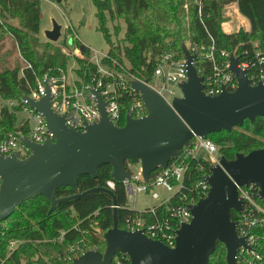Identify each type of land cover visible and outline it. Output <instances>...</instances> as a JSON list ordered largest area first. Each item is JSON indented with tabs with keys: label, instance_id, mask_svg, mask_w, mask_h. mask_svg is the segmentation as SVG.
<instances>
[{
	"label": "trees",
	"instance_id": "1",
	"mask_svg": "<svg viewBox=\"0 0 264 264\" xmlns=\"http://www.w3.org/2000/svg\"><path fill=\"white\" fill-rule=\"evenodd\" d=\"M92 1L96 7L97 30L110 48L103 64L109 69H122L129 78L150 80L155 58L160 53L170 51L182 57V48L188 44L202 52V48L208 50L213 45L211 38L218 50L229 53H233L237 47H240V51L251 52V42H258L264 50V0H202L204 25L198 14L197 0ZM232 3L237 4L240 14L248 20L249 32L241 30L228 34L223 31V12ZM9 20L17 21L18 27L8 25ZM109 21L126 24L123 46L114 45ZM40 28L41 0H0V43L12 40L16 47L13 51L0 54L1 101H19L30 94L38 79L45 74L67 72L71 57L61 50L43 47L38 39ZM118 28L115 34L120 33ZM16 51L18 57L12 61ZM88 54L86 49L84 55ZM77 65V73L83 80L97 74L96 67L86 59H77ZM194 65L199 76L207 78L211 74V65L203 58L198 56ZM126 102L127 97H123L122 103ZM27 131V120L25 117L19 119V108L10 109L3 105L0 109V142L12 134H26ZM208 139L226 146L222 149L223 156L232 161L238 154L247 155L264 149V118H257L254 123L246 121L242 127L230 133L222 131L211 134ZM190 172L193 180L202 179L210 172V167L203 159L192 160ZM111 174L110 165L102 166L97 179L82 176L76 188L58 190L57 199L106 188L107 181L112 179ZM115 183L113 193L118 206V224L119 228L124 229L126 218L137 219L140 214L128 205L124 185ZM254 192L256 201L264 208V203L256 196V189ZM114 207L113 197L104 191L61 203L52 213L51 202L45 196L24 202L9 219L0 224V264H70L87 251L104 253L103 235L114 226ZM254 214L262 221L251 231L256 238L253 250L260 260L252 253L245 252L239 254L237 264H264V213ZM238 218L239 214L233 211L232 220L237 222ZM62 233L64 236L60 241ZM12 241H19L20 244L10 252ZM86 245L90 247L85 248ZM94 246L97 249L93 250ZM226 257L227 249L219 243L210 264H227ZM117 259L121 264H130L126 256L119 255Z\"/></svg>",
	"mask_w": 264,
	"mask_h": 264
},
{
	"label": "water",
	"instance_id": "2",
	"mask_svg": "<svg viewBox=\"0 0 264 264\" xmlns=\"http://www.w3.org/2000/svg\"><path fill=\"white\" fill-rule=\"evenodd\" d=\"M45 36L51 43L59 42L62 26L54 21L53 30L46 31ZM80 51L84 54L86 48L82 46ZM182 53L189 76L181 85L183 98H176L171 107L147 85L148 81H132L131 89L141 94L148 115L138 120L128 116L124 127L110 121L106 103L99 94L96 96L102 118L87 125L85 132L68 128L65 116L53 112L50 90L40 101L30 100V107L45 118L54 141L36 145L28 138L23 139L32 151L26 159H21L18 153L8 158L0 155V224L24 202L38 196L50 200L52 213L61 203L104 191L113 197L115 204L114 226L103 235L105 252L87 251L70 264H112L119 255L128 257L130 264H210L219 243L227 249V264H237L242 249L253 251L246 238L239 237L232 212L244 211L238 188H257L264 203V149L238 154L232 161L223 157L221 166L210 170L207 177L210 192L190 206L193 219L178 231L174 248L149 239L143 231L119 228L117 202L109 189L98 188L57 199L58 190L76 188L80 177L97 179L99 169L105 165L112 167V180L123 184L131 180L126 163L140 164L144 181L149 184L154 173L180 158L181 150L190 146L195 136L207 139L222 131L230 133L246 121L254 123L257 118H264V84L252 86L237 58L229 57L237 90L209 97L204 93L205 79L194 65L197 56L186 46Z\"/></svg>",
	"mask_w": 264,
	"mask_h": 264
},
{
	"label": "built area",
	"instance_id": "3",
	"mask_svg": "<svg viewBox=\"0 0 264 264\" xmlns=\"http://www.w3.org/2000/svg\"><path fill=\"white\" fill-rule=\"evenodd\" d=\"M201 1L197 0L198 14L201 23L204 25ZM231 8L232 4L226 7V9ZM245 26L246 24L243 25L244 30L249 32L250 25L247 28ZM211 40L213 45L208 50L202 48V52L192 48L191 44L186 46L191 54L196 55L197 58L198 56L203 58L211 65V74L204 78V93L207 96L217 97L224 91L234 92L237 90V79L230 72L229 57L231 55L239 60V68L247 72V77L252 86L264 84V50L258 42H251V52L249 50L240 51V47H237L233 53H229L226 50H218L213 38ZM106 57L107 55L103 59ZM103 59L101 61H94L92 57L86 59L89 64L94 65L97 69V74L88 80H83L77 71L76 74L74 73L75 75H70L68 72H62L58 75L47 73L38 79L36 87L31 89L28 96L19 101L4 102L10 109L19 108V113L26 115L28 131L26 134L17 132L0 142V155L8 158L18 153L21 159H26L32 154V151L23 142V139L28 138L30 142L36 145H43L48 140L54 141V136L50 133L43 115L30 107V100L40 101L47 96L48 90L52 96L53 112L58 116H65V123L68 128L82 132L86 131L87 125L98 123L102 118L96 94H99L106 103L108 117L117 127H124L128 116L138 120L148 115L141 94H137L131 89L132 81H148L147 85L171 107L176 98H183L181 85L189 79L187 63L183 54L180 57L177 53L170 51L160 53L155 58V67L150 80L129 78L125 74H120L115 69L107 68L103 64ZM105 69H109V71L107 72ZM123 97H127L128 102L122 103ZM223 157L222 149L214 142L208 138L202 139L195 136L191 140L190 146L181 150L180 158L172 161L166 169L154 173L149 184L144 181L141 165L127 162L126 168L131 175V180L125 181L123 185L127 196L133 198L134 208L140 194L150 195L153 200L159 201V204L141 211L136 210L140 216L137 219L126 218L124 230L129 232L143 231L149 239L174 248L178 231L182 225L190 223L193 219L190 206L196 205L210 192V185L207 181L210 172L204 175L202 179L193 180L190 172L191 161L203 159L211 170L221 166ZM1 184L0 178V187ZM115 186L116 183L112 179L106 183V188L111 191L115 190ZM157 188L165 190L168 196L161 199L160 195L155 192ZM254 189H256V196L259 199L257 188H238L239 199L244 203V211L238 213L239 218L236 222L239 237L246 238L252 248L256 245V238L251 234L252 228L262 223L254 212L264 213V208L256 201ZM63 236L64 233H62L60 241L63 240ZM18 244V241H12L9 245V251H14ZM245 252L252 253L257 260H260L254 250L250 252L242 249L239 254ZM115 260V264H121L117 257Z\"/></svg>",
	"mask_w": 264,
	"mask_h": 264
},
{
	"label": "rangeland",
	"instance_id": "4",
	"mask_svg": "<svg viewBox=\"0 0 264 264\" xmlns=\"http://www.w3.org/2000/svg\"><path fill=\"white\" fill-rule=\"evenodd\" d=\"M231 12H233L231 9L228 10L226 8L223 12V24L226 25L224 27L222 26V28L225 33H238L239 31L244 30V24H246V28L250 25L249 22H246L242 17V19L236 17L232 18ZM83 19H86L85 23H83ZM54 21L62 26V36L57 43L49 42L45 36L46 31L53 30ZM7 24L14 27H18L19 25L15 20H9ZM97 27L98 21L96 18V7L92 0H41V28L38 39L43 47L49 46L51 50H61L65 55L71 57L70 66L66 70L70 75H75L78 70L77 59H90L92 57L94 61H101L103 57L108 54L110 50L109 45L105 41L102 33L97 30ZM108 27L114 45L123 46L126 24L119 21H109ZM117 27H120V29L118 28L120 30L119 34H115V29ZM82 46H84L89 52L88 56H85L80 51ZM14 49H16V47L12 40H6L5 42L0 43V54L5 53L6 51H13ZM16 53V56L14 55L11 59L12 61L17 59L18 51H16ZM125 65L127 69H129L128 63ZM105 71L108 72L109 69H105ZM116 71L120 74L127 75L122 69ZM3 105H5V103L0 100V109ZM25 116L26 115H21L19 113V119ZM214 142L221 149L226 147L216 143V141ZM155 192L160 195L161 199L168 196V193L161 188L155 189ZM158 204L159 201L153 200L150 195L140 194L138 196L136 207L134 208L133 198L128 197V205L130 208L138 211L145 208L155 207ZM18 243L20 244L19 241ZM87 245L85 248L90 247ZM95 249H97V247L94 246L93 250Z\"/></svg>",
	"mask_w": 264,
	"mask_h": 264
},
{
	"label": "crops",
	"instance_id": "5",
	"mask_svg": "<svg viewBox=\"0 0 264 264\" xmlns=\"http://www.w3.org/2000/svg\"><path fill=\"white\" fill-rule=\"evenodd\" d=\"M229 10V9H228ZM231 10L233 11V12H231L232 14V18H234V17H236V18H238V19H240L241 17L243 18V19H245L241 14H240V12H239V9H238V6H237V4L236 3H232V8H231ZM241 18V19H242ZM246 20V22L248 21L247 19H245Z\"/></svg>",
	"mask_w": 264,
	"mask_h": 264
}]
</instances>
